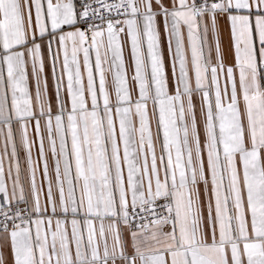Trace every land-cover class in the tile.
<instances>
[{
    "label": "snow or ice",
    "instance_id": "snow-or-ice-1",
    "mask_svg": "<svg viewBox=\"0 0 264 264\" xmlns=\"http://www.w3.org/2000/svg\"><path fill=\"white\" fill-rule=\"evenodd\" d=\"M0 264H264V0H0Z\"/></svg>",
    "mask_w": 264,
    "mask_h": 264
},
{
    "label": "crops",
    "instance_id": "crops-1",
    "mask_svg": "<svg viewBox=\"0 0 264 264\" xmlns=\"http://www.w3.org/2000/svg\"><path fill=\"white\" fill-rule=\"evenodd\" d=\"M223 41H224L225 46H227L228 36H227V32L226 31H225L224 36H223Z\"/></svg>",
    "mask_w": 264,
    "mask_h": 264
}]
</instances>
